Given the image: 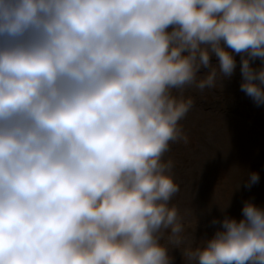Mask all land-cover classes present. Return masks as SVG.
Segmentation results:
<instances>
[{
  "label": "clouds",
  "instance_id": "9594fccd",
  "mask_svg": "<svg viewBox=\"0 0 264 264\" xmlns=\"http://www.w3.org/2000/svg\"><path fill=\"white\" fill-rule=\"evenodd\" d=\"M236 53L264 105V0H0V264H171L184 89ZM213 223L188 264H264V205Z\"/></svg>",
  "mask_w": 264,
  "mask_h": 264
},
{
  "label": "rangeland",
  "instance_id": "374dc122",
  "mask_svg": "<svg viewBox=\"0 0 264 264\" xmlns=\"http://www.w3.org/2000/svg\"><path fill=\"white\" fill-rule=\"evenodd\" d=\"M235 56V72L216 87L184 89L194 97V106L181 121L183 138L170 142L165 153L174 161L173 173L180 186L169 203L178 204L186 225L184 244L168 245L171 264H188L182 249L195 248L212 236L220 226L213 223L214 218L241 217L248 199L264 205V105L241 90V54ZM211 59L217 62V57ZM254 63L259 65L260 59ZM251 170L258 171L260 179L247 187ZM226 201L228 206L222 209ZM162 242L167 243L166 235Z\"/></svg>",
  "mask_w": 264,
  "mask_h": 264
}]
</instances>
